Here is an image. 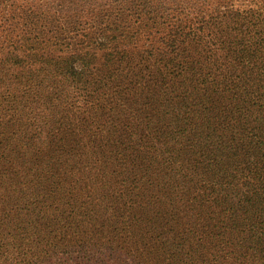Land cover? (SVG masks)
Segmentation results:
<instances>
[{
  "label": "trees",
  "instance_id": "trees-1",
  "mask_svg": "<svg viewBox=\"0 0 264 264\" xmlns=\"http://www.w3.org/2000/svg\"><path fill=\"white\" fill-rule=\"evenodd\" d=\"M0 0V264H264V0Z\"/></svg>",
  "mask_w": 264,
  "mask_h": 264
},
{
  "label": "rangeland",
  "instance_id": "rangeland-1",
  "mask_svg": "<svg viewBox=\"0 0 264 264\" xmlns=\"http://www.w3.org/2000/svg\"><path fill=\"white\" fill-rule=\"evenodd\" d=\"M251 0H238L237 1V6H241L242 8H246V6L250 5ZM251 5H253L251 3Z\"/></svg>",
  "mask_w": 264,
  "mask_h": 264
}]
</instances>
